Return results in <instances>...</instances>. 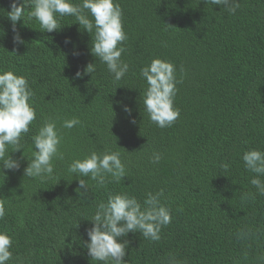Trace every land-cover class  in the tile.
Masks as SVG:
<instances>
[{"label":"trees","instance_id":"trees-1","mask_svg":"<svg viewBox=\"0 0 264 264\" xmlns=\"http://www.w3.org/2000/svg\"><path fill=\"white\" fill-rule=\"evenodd\" d=\"M12 2L0 0V70L29 79L37 111L24 150L13 157H31L32 137L48 117L58 126L74 117L81 123L61 129L64 159L54 161L51 177L24 176L26 159L5 174L0 161V230L13 237L6 264H101L82 246L91 226L85 219L109 193L143 202L160 189L172 222L159 241L129 233L128 264H264V196L242 160L246 150H264V0H238L235 14L204 0H119L129 71L118 82L91 54L92 37L73 16L48 33L25 9L16 23L25 43L14 44ZM155 58L171 61L181 81L174 102L181 114L166 128L143 105L140 69ZM89 63L96 71L75 78ZM117 149L127 164L124 181L99 187L89 180L88 197L79 196L72 160ZM153 151L162 154L157 164Z\"/></svg>","mask_w":264,"mask_h":264},{"label":"clouds","instance_id":"clouds-1","mask_svg":"<svg viewBox=\"0 0 264 264\" xmlns=\"http://www.w3.org/2000/svg\"><path fill=\"white\" fill-rule=\"evenodd\" d=\"M204 2L220 5L229 14H235L240 7L238 0ZM28 8L31 9L29 19L34 18L42 32L58 31L63 27L61 20L64 17H75L80 29H83L81 31H87L92 37L91 54L106 65L114 82L120 81L129 71V64L121 59L122 53L126 52L124 42L128 37L119 0H13L8 17L13 25V42L17 46L25 41L16 23L22 20L21 17ZM65 43H72L71 38H66ZM74 54L80 53L76 51ZM95 71L96 63H89L83 71H77L75 78L82 79ZM140 77L147 84L143 92V105L150 121L160 128L171 127L181 114L174 103L178 92L177 84L181 83L177 79L175 65L171 61L155 58L140 69ZM34 96L26 76L17 75L12 70H0V161L3 171H18L22 160L26 159L28 164L24 168V176L43 179L53 175L55 160L64 159V154L60 151L63 141L61 129H72L81 122L74 117L65 119L58 126L55 118L48 117L32 137L34 151L31 157H26L23 152L19 159L14 158L12 153L24 150L21 140L30 132V126L37 118ZM116 103L131 114L129 106L123 105L122 101ZM135 122L133 119L132 123ZM9 149L11 155L8 154ZM149 159L151 163L157 164L162 159V154L153 151ZM242 160L244 167L254 174L250 180L251 185L259 195L264 196V150H246ZM68 172L77 177V194L86 198L90 191L89 180L99 187H104L107 183L118 184L127 177V164L118 149L92 150L83 158L73 159ZM161 198L167 199L164 189L148 192L143 202L127 192L109 193L106 201H100L91 218L85 219L91 223L87 229L88 239H81L91 261L128 264L129 233H139L147 240L159 241L162 229L172 222V210ZM241 198L247 199L249 194L244 193ZM5 215V197L0 196V219ZM12 245L13 237L6 230H0V264H6L12 259Z\"/></svg>","mask_w":264,"mask_h":264}]
</instances>
